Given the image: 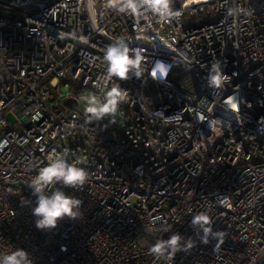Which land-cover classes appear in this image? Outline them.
<instances>
[{
	"label": "built area",
	"instance_id": "2783aa9c",
	"mask_svg": "<svg viewBox=\"0 0 264 264\" xmlns=\"http://www.w3.org/2000/svg\"><path fill=\"white\" fill-rule=\"evenodd\" d=\"M172 7L180 14L165 22L96 0L90 19L87 0H0V257L24 249L33 264H253L264 251V0ZM120 38L130 56L140 52L141 74L108 81L104 51ZM157 62L166 76L152 75ZM114 83L127 93L118 134L110 117L85 111L90 94L102 100ZM52 152L87 173L83 186L47 190L79 198L81 214L38 230L28 185ZM202 213L206 243L191 223ZM174 234L193 246L171 260L150 254Z\"/></svg>",
	"mask_w": 264,
	"mask_h": 264
},
{
	"label": "clouds",
	"instance_id": "9594fccd",
	"mask_svg": "<svg viewBox=\"0 0 264 264\" xmlns=\"http://www.w3.org/2000/svg\"><path fill=\"white\" fill-rule=\"evenodd\" d=\"M91 8L88 9L90 19H93L96 0H87ZM174 0H107L109 7L116 8L119 12L130 13L136 16L152 13L157 15L162 21L179 16V12L173 11ZM144 10L143 12L141 10ZM239 9H229V14H237ZM120 38L115 43L110 44L104 51V61L107 63L106 79L111 81L113 77L118 80L129 79L130 74L137 77L141 74L142 57L138 50L134 55H129L130 49ZM212 82L220 87L226 75L220 71L219 62L212 65ZM159 73L161 77L166 76L167 67L162 62H157L154 66L152 75L155 77ZM99 87V83L94 84ZM126 90L122 89L118 83L106 91L103 99H98L95 94H90L86 98L85 111L89 114L90 120L99 121L105 117H110L115 122L118 108L125 100ZM233 97L228 100L233 101ZM48 163L40 168L38 174L32 178L28 187L36 197V205L32 208V215L36 217L35 226L38 230L55 229L59 220L67 217L76 219L80 216L82 201L79 198L66 195L60 189L48 193V189L56 184L65 187L83 186L87 180V173L83 168L69 163L66 153L52 152L47 157ZM209 222L207 214H198L192 219V226H200L205 236L203 242H207V235L211 232L210 228L204 227ZM183 238L179 234H174L168 239H158L150 248L149 252L157 259L164 258L171 260L178 252L187 251L193 246L191 240L182 243ZM0 264H33L30 254L24 249H16L0 257Z\"/></svg>",
	"mask_w": 264,
	"mask_h": 264
},
{
	"label": "rangeland",
	"instance_id": "374dc122",
	"mask_svg": "<svg viewBox=\"0 0 264 264\" xmlns=\"http://www.w3.org/2000/svg\"><path fill=\"white\" fill-rule=\"evenodd\" d=\"M60 90L62 92H65L67 91L68 89L64 86H61L60 87ZM7 118L13 122L15 119L14 117L11 115V114H7ZM126 122V119L124 118L123 115H119L117 114L116 116V120L115 122L113 123V125L110 127V132L113 133V134H118L122 131V125Z\"/></svg>",
	"mask_w": 264,
	"mask_h": 264
},
{
	"label": "water",
	"instance_id": "95a60500",
	"mask_svg": "<svg viewBox=\"0 0 264 264\" xmlns=\"http://www.w3.org/2000/svg\"><path fill=\"white\" fill-rule=\"evenodd\" d=\"M65 105H75L76 102L72 99H66L63 102ZM253 264H264V251H262L259 256L256 258Z\"/></svg>",
	"mask_w": 264,
	"mask_h": 264
}]
</instances>
